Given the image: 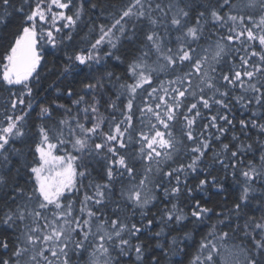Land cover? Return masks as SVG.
<instances>
[{
    "label": "snow or ice",
    "instance_id": "1",
    "mask_svg": "<svg viewBox=\"0 0 264 264\" xmlns=\"http://www.w3.org/2000/svg\"><path fill=\"white\" fill-rule=\"evenodd\" d=\"M10 9L22 19L0 59V264H161L188 247V224L207 229L189 264H264V0H126L110 24L95 0H0V25ZM81 24L96 35L63 70L88 69L80 92L65 90L70 106L39 98L44 49ZM229 177L230 207L194 196Z\"/></svg>",
    "mask_w": 264,
    "mask_h": 264
},
{
    "label": "trees",
    "instance_id": "2",
    "mask_svg": "<svg viewBox=\"0 0 264 264\" xmlns=\"http://www.w3.org/2000/svg\"><path fill=\"white\" fill-rule=\"evenodd\" d=\"M17 6H19L20 0H14ZM96 3L100 5V9H98L95 13H92L93 18L96 24L100 23H111V18L109 17V13H116L117 10L122 7L126 0H95ZM103 10V11H101ZM12 14L8 17V22L6 25H0V59L5 55L10 44L14 42V36L18 33L21 27V16L12 11ZM98 17V18H97ZM87 21V18H85ZM90 24H81L78 35H74V41L70 46H59L56 49H52L51 46H47L44 49L43 55L44 59L42 60V66L38 71L40 72V83H39V98L47 97V101L51 102L56 100L58 103H63L65 105H71V101L66 97L65 90L67 88H72L75 92H80L81 89V79L85 76V73L88 71L87 68H84L82 71H71L67 74H63L64 66L66 63V53L74 54L76 52H80L81 50L87 51L88 41L91 40L96 33H91L89 35ZM115 62H111L108 69L109 71L114 72L116 75L121 77H125V65L120 66H112ZM98 66H94L96 68ZM0 71H2V65H0ZM105 71L103 68H99L98 71L94 72V75H100ZM113 82H115V77H113ZM107 87L111 89L112 93H115L118 90V83L115 88H113L112 84H108ZM59 89V92L57 91ZM8 103V93L0 91V111L3 110L2 106H6ZM103 110V109H102ZM39 109H36L38 112ZM36 112H33L31 116L28 118L29 125L33 126V132L35 131L34 125L39 123L36 118ZM19 114V113H17ZM231 138V133L228 134V139ZM227 142V140H224ZM216 148L219 147L218 143L214 145ZM212 153L209 152L206 163H210ZM95 166V165H94ZM136 168L138 173L143 172V166L137 162ZM98 167V166H97ZM94 176L99 179L96 172L93 173ZM213 175H216L218 178L223 176L221 170L216 169L213 172ZM139 178V177H138ZM27 179V175H23L20 183L23 184ZM226 184V191L223 193H217L216 189L208 188L206 191L194 192V196L197 199H201L202 202H207L209 207H214L217 210L220 209L221 205L227 204L228 207L231 206L234 197L236 195V185L233 184L231 177L224 181ZM127 184V181H125ZM197 183L196 179L190 178L189 184L193 188ZM119 189V185H117V190ZM190 202V198L186 195L181 197L182 204H188ZM162 206V205H161ZM188 208H185V211H188ZM153 211H156L154 208ZM136 219H139L137 215ZM215 219V218H213ZM187 223V222H185ZM159 225H155L152 231L158 230ZM2 231V230H0ZM167 232V229L165 230ZM185 231L191 232V238L186 241L188 247L185 248L184 243L181 244V248H184V252H181L180 255L173 256L171 252H169L168 256L161 257V264H189V261L193 258L196 253V249L198 247V243L201 237L207 232V229L203 226H195L192 224H188ZM7 235L12 236L11 232H8ZM173 236H183L184 232H172ZM146 240V243L154 246L156 241L155 239H148L147 234L143 237ZM160 243L166 244L167 242L161 238ZM232 243H239V241H231ZM156 252H159V249H156ZM2 254V253H0ZM151 254V253H150ZM242 260V257H240ZM78 264H84L83 261H79Z\"/></svg>",
    "mask_w": 264,
    "mask_h": 264
}]
</instances>
